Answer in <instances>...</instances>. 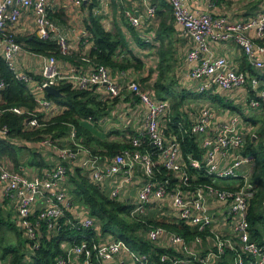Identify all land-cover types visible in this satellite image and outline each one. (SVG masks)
I'll use <instances>...</instances> for the list:
<instances>
[{
    "label": "built area",
    "instance_id": "1",
    "mask_svg": "<svg viewBox=\"0 0 264 264\" xmlns=\"http://www.w3.org/2000/svg\"><path fill=\"white\" fill-rule=\"evenodd\" d=\"M67 0L66 6L60 0H0V53L15 77L26 83L36 99L33 111L19 106L6 109L0 107V119L5 112L17 115L29 114L25 125L27 130L39 126L38 115L43 110L54 111L59 105L46 98V86L58 87L61 82L71 83L78 90L100 89L107 91L109 97L123 95L127 85L138 97L144 108V127L141 132L130 137L129 146L109 157L104 169L99 166V158L88 151L89 158L82 167L90 173L92 182L110 198L117 199L119 193L136 173L145 177L137 192V200L131 215L143 218L150 215L148 205L154 201L164 202L171 198L176 214L184 222L196 226L197 234L186 240L174 231L157 226L145 232V237L162 247H171L175 252L161 254V260L170 264H264V242L252 239L248 211L256 190L251 181L255 171L256 157L245 153L247 138L251 129L244 125L241 113H230L227 119L214 124L215 131L209 137L200 139L207 132L214 119L212 108H200L189 125L179 122L183 135L194 137L203 152L200 158L192 153L185 155L180 140L175 135H167L171 119V102L158 99L142 88L140 82L127 70H120L127 84L116 81L111 69L104 64L92 63L87 69L77 68L67 76L64 74V59L55 54H42L31 51L18 41L17 26L22 16L27 15L33 22L31 34L42 40H53L62 56L71 53L68 37V25L58 14L62 9L83 8L88 2L90 13L101 16L110 7L109 1ZM171 7L175 22L184 28L192 38L194 45L188 52V61L192 64L189 75L197 82L199 93L211 91L215 86L226 90L241 88L245 93L255 94L247 99L250 108L264 104V81L257 75L233 68L228 60L214 57L212 43L234 40L247 55L251 64L264 71V10H258L244 19L232 21L225 16H214L209 12L193 11L187 0H164ZM146 3V15L156 13V5ZM128 22L139 29L143 25V16L134 14L130 9L124 11ZM30 21V20H29ZM18 60L23 64L40 62V79L30 72H20ZM90 62L89 59H83ZM6 81L0 76V104L3 103L1 91ZM64 110V107H61ZM46 121V120H44ZM10 128L0 126V137L9 138ZM77 130L71 127L67 138L54 141L50 137L40 140L44 146L58 147V163L43 175L29 176L21 165L15 169L9 161L0 159V185L3 196L17 211L22 237L27 241L26 252L33 254L41 246L43 229L48 236L57 232L60 220L72 228H91L97 236L101 235L100 224L96 217L86 211V205L78 199L66 183L68 163H76L82 148L77 144ZM66 141V142H64ZM59 142H63L61 146ZM66 144V145H65ZM221 156L222 161H218ZM161 165L171 172V176L162 180L155 178V165ZM205 170L214 178L212 184L194 185L199 171ZM122 175L120 184L110 189L105 178ZM241 178L235 187H219L217 179ZM225 204L221 217L215 218L209 209V200ZM163 214H171L164 212ZM166 237V240L163 238ZM63 242L64 255L57 258L55 264H94V258L101 264L114 260L119 254L126 253L130 264H151L148 254L133 251L122 240L109 242L83 241L79 244ZM228 258V259H226ZM29 260V255L26 257ZM110 264H122L120 261ZM224 264V263H223Z\"/></svg>",
    "mask_w": 264,
    "mask_h": 264
},
{
    "label": "crops",
    "instance_id": "2",
    "mask_svg": "<svg viewBox=\"0 0 264 264\" xmlns=\"http://www.w3.org/2000/svg\"><path fill=\"white\" fill-rule=\"evenodd\" d=\"M61 1L63 2L62 5L66 6L67 0ZM103 1H109L110 7L105 9L103 15L100 16L101 23L108 31L116 32L119 29V32L127 41L128 48L143 62V67L139 70L135 67L127 69H113L109 67L116 81L127 84L128 80L120 73V70H127L140 82L142 88L148 91L150 95L158 99L166 98L171 102L170 115L173 119L175 113L174 97L169 95L165 96V92L162 96L158 95L155 87L160 63L158 50L161 41L159 39V33L164 30L165 27L170 26L171 29L166 33V41L172 51V57L169 60L171 71L167 83L169 85V91L175 93L177 97H181L178 98L177 101L183 99L179 109L181 121L189 125L192 117L198 114L200 108L205 106L212 108L214 111L213 122L209 124L207 132L201 134V139L212 135L215 131L214 124L223 119H227L230 113L239 112L243 115L241 111L245 110V115H243L245 120L244 125L249 126L248 128L251 129L249 136L253 139L257 137L256 132H258L262 120L264 119V104L257 108L247 109V99L255 97V94L252 92L250 94L245 93L241 88L230 91L220 86H215L211 91H206L204 93L198 92V82L189 75L192 64L187 58L188 52L193 47L194 42L185 32L184 28L178 25L172 18V10L167 2L164 0H147L148 4L156 5L155 15L148 17L146 15V3H144L143 0ZM187 4L193 11L209 12L214 16H225L232 21L244 19L258 10H264V0H187ZM126 9H130L136 15L143 16V25L141 28L136 29L128 22L124 15ZM90 11V7L72 9L70 5L68 8L62 9L66 18L64 22L68 25V37L72 47L71 53L67 56L71 61L64 58V74L66 76L77 68L87 69L94 63L92 60L90 62L83 60L88 59L93 45L92 35L87 32L84 27V19L88 16ZM80 13L82 15H80ZM32 29L33 22L31 19L27 15L22 16L17 26L18 35L27 36L31 33ZM260 41L263 42L264 38L260 39L259 42ZM211 52L214 57H225L233 68L257 75L264 81V71L255 68L251 64L247 55L234 40L229 39L212 43ZM79 59H82L84 63H81ZM40 67V62L38 60L27 63L26 65L23 64L22 60H18L19 71L30 72L36 79H40ZM91 91H93V96L102 102V105L106 106V113L103 118H100L96 122L91 119H84L82 124L102 141L122 145L127 144V146H129L130 137L141 132L144 127V108L138 97L128 89L127 85L123 89V95L118 98L109 97L107 91L103 89H92ZM61 107L62 106L59 105L54 111L43 110L40 112L42 114V119L46 121L51 120L63 111ZM247 117L255 119L258 121V124L254 123L252 119H247ZM15 141L19 146H26L23 150L31 149V154L32 150H35L38 153L37 157L39 159L44 158L47 162V166L45 167L29 165L28 161L31 158L26 159L22 150L20 153V164H23L24 173L29 176L43 175L47 170L56 166L59 161L58 147L44 146L39 142L35 145V143L32 144L19 140ZM77 144L80 145L82 151L76 163L70 162L67 164L68 179L66 183L68 187L71 183V176L74 175L77 168H79L84 175H88L89 180L92 181L90 173L82 167V163L89 158L88 151L99 158V166L104 170L108 165L109 157L114 155V153L109 154L106 147L102 145H96L98 152L95 153L90 147L82 143L81 140L79 141L77 139ZM198 145L200 147L199 139ZM103 148H105L104 151H102ZM45 151H48L46 155L44 154ZM50 151L53 155L50 154ZM39 155H41V157ZM1 159L9 161L15 169L18 168L10 157L4 156ZM218 161H222L221 156H218ZM256 167L257 164L255 165V168ZM121 176L122 175H112L111 177H107L105 178L104 184L112 189L120 184L122 180ZM144 181L145 177L141 173H136L131 180L125 184L124 188H122L117 199L135 203L137 200V192L142 187ZM241 181V178H222L217 179L215 182L219 187L235 188ZM255 190L257 193V189ZM0 205L4 208L6 213H11V219L15 221L17 227L20 229L17 211L10 205L9 201L4 198L3 187L1 185ZM208 207L215 215V218L221 217L223 210L226 208L224 203L213 199L209 200ZM88 210V207H86V211ZM148 210L150 214H159L167 211L171 214H176V208L173 205L172 199L169 197L162 203L157 200L152 201L148 205ZM259 230L264 235V227L259 226ZM113 239L114 238L110 235H99L100 242H109ZM163 239L166 240V237ZM69 243L70 242L66 244V247L69 246ZM118 261L122 264H130L126 253L119 254L114 260L105 262V264L116 263Z\"/></svg>",
    "mask_w": 264,
    "mask_h": 264
},
{
    "label": "trees",
    "instance_id": "3",
    "mask_svg": "<svg viewBox=\"0 0 264 264\" xmlns=\"http://www.w3.org/2000/svg\"><path fill=\"white\" fill-rule=\"evenodd\" d=\"M96 3L97 0H94L91 7ZM86 6H88V2L82 5L83 8ZM58 17L62 21L66 20L63 12H60ZM172 18L174 19L173 15ZM84 27L92 35L93 40V45L88 55L89 60L97 64H104L113 69L135 67L139 70L143 67V62L128 48L127 41L119 32V29L116 32L106 30L100 21V16L89 13L84 19ZM169 29H171L170 26L165 27L159 33L161 41L158 50L160 63L158 79L155 83L158 95L162 96L165 92V96L169 95L174 97L175 100V113L173 119L171 118L172 121L169 123L166 133L169 136L175 135L180 140L185 155L192 153L195 157L200 158L202 150L198 142L195 141L194 137L183 135L179 127V122L181 121L179 109L183 99L177 101L181 97H177L175 93L169 91L167 83L171 71L169 60L172 57V51L166 41V33ZM17 39L23 42L24 46L31 51L42 54H55L60 58H66L71 61L69 57L60 55L53 40H42L33 34L18 36ZM260 43L264 44V41H260ZM79 61L84 63L82 59H79ZM0 76L6 81V87L1 91L3 103L0 104V107L6 109L12 106H19L33 111L36 107L35 97L28 89L26 83L15 77L1 53ZM58 87L63 93L62 97L49 96L47 93H45V97L63 106L64 110L49 121H44L40 113L38 115L40 124L32 130H27L25 125L26 118L30 117L29 114L17 115L8 111L5 112L4 116L0 119V126H9L10 134L9 138L0 137V159L8 156L19 167L23 165L20 164V153L26 146H19L15 140L35 143L44 139V137H50L56 141L57 139L67 138L70 135L72 126L77 130L78 140H81L82 143L90 147L95 153L98 152L96 145L105 146L109 154L118 153L127 147V144L122 145L100 140L82 124L84 119H91L96 122L100 118H103L106 113V106L102 105V102L93 96V91H91L93 88L78 90L68 82H61ZM247 119H252L254 123L258 124V121L253 118L247 117ZM256 136L255 139L248 136L245 150V153L255 155L257 164L251 181L258 192L250 205L248 220L251 226L252 239L263 243L264 235L259 230V226L264 227V119L258 132H256ZM59 144L62 146L63 142H59ZM37 155L38 153L32 150V156L28 164L39 167L47 166L45 159H39ZM169 176H171L170 171L159 164L155 165V178L157 180H162ZM212 183H214L213 176L202 170L198 173V178L194 182V185ZM69 189L71 193L88 207L91 215L98 219L101 234L110 235L115 240L124 241L133 251L148 254L151 264H170L169 260H161V254L165 252L173 253L175 251L171 247L158 246L149 241L145 237V232L149 228L160 226L167 231L181 234L188 241L198 233L196 226L184 222L173 214L159 213L156 216L150 214L143 218L132 216L133 203L110 198L98 185L89 180L88 175H84L79 168L71 176ZM64 222V219H61L57 232L50 236H48L44 228L40 248L33 254H28L29 260H26L28 256L26 252L27 241L22 237L21 230L17 227L15 221L11 219V213H6L0 205V264H55L57 258L64 255V251L61 248L63 242L79 244L87 241L89 244H92V242L99 241V236H97V233L93 229L72 228ZM9 232H14L19 241L15 244L11 243L8 239ZM227 262V260H224L220 263L226 264ZM94 264L101 263L94 258Z\"/></svg>",
    "mask_w": 264,
    "mask_h": 264
},
{
    "label": "rangeland",
    "instance_id": "4",
    "mask_svg": "<svg viewBox=\"0 0 264 264\" xmlns=\"http://www.w3.org/2000/svg\"><path fill=\"white\" fill-rule=\"evenodd\" d=\"M61 1V0H60ZM62 2V1H61ZM81 12H83V11H81ZM84 13V12H83ZM80 15H82L81 13H80ZM246 107H247V109H251L248 105H247V103H246ZM242 113H243V115H245V110H242L241 111ZM78 138V137H77ZM64 142H66V141H64ZM30 143V142H29ZM32 144H34V143H32ZM37 144V142H35V145ZM66 145V144H65ZM23 153H24V157L27 159V158H31V156H32V154H31V149H26V150H23ZM48 153V151H45L44 152V154L46 155ZM50 154H52L53 155V153L50 151ZM40 157H41V155H39ZM224 180V179H223ZM155 216H156V213L154 214ZM160 216V215H159ZM8 239L10 240V242L11 243H13V244H15L16 242H18L19 241V239H18V237H17V235L14 233V232H9L8 233ZM23 240V239H22Z\"/></svg>",
    "mask_w": 264,
    "mask_h": 264
},
{
    "label": "water",
    "instance_id": "5",
    "mask_svg": "<svg viewBox=\"0 0 264 264\" xmlns=\"http://www.w3.org/2000/svg\"><path fill=\"white\" fill-rule=\"evenodd\" d=\"M47 95L53 96V97H62L63 93L61 92V89L59 87L55 86H46L45 88Z\"/></svg>",
    "mask_w": 264,
    "mask_h": 264
},
{
    "label": "bare ground",
    "instance_id": "6",
    "mask_svg": "<svg viewBox=\"0 0 264 264\" xmlns=\"http://www.w3.org/2000/svg\"><path fill=\"white\" fill-rule=\"evenodd\" d=\"M258 71V70H257Z\"/></svg>",
    "mask_w": 264,
    "mask_h": 264
}]
</instances>
